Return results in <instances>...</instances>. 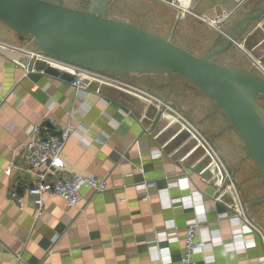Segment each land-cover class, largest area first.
Segmentation results:
<instances>
[{
  "label": "crops",
  "instance_id": "0c3cea01",
  "mask_svg": "<svg viewBox=\"0 0 264 264\" xmlns=\"http://www.w3.org/2000/svg\"><path fill=\"white\" fill-rule=\"evenodd\" d=\"M248 1L209 0L207 10L210 17L220 9L229 17ZM247 25L235 37L260 33L263 44L264 19L251 32ZM34 51L0 44V264H180L189 222L199 224L196 240L205 242L192 255L197 264H260L258 235L230 211L235 193L258 230L260 201L242 174L245 148L225 116L211 112L208 98L209 111L200 115L182 98L193 92L177 83L166 100L127 83L77 95L70 82L41 73L57 69L31 60ZM67 125L72 133L60 174L104 179L108 189H81L76 209L59 197L39 208L27 193L38 179L21 160L26 131L37 126L57 134ZM11 191L21 197V210L8 199Z\"/></svg>",
  "mask_w": 264,
  "mask_h": 264
},
{
  "label": "water",
  "instance_id": "95a60500",
  "mask_svg": "<svg viewBox=\"0 0 264 264\" xmlns=\"http://www.w3.org/2000/svg\"><path fill=\"white\" fill-rule=\"evenodd\" d=\"M56 1L58 4L42 0H0V23L13 31L20 43L26 37L32 39L36 52L97 74L169 75L168 94L173 86L171 75L180 76L225 116L241 139L247 158L264 180V113L257 103L259 97H264V79L213 62L235 44V36L244 25L264 19V3L257 12L241 17L232 25L223 46L196 57L172 42L178 18L170 36L164 39L131 23L106 18L104 0H87L86 12L64 7L65 0ZM259 61L264 67V55ZM43 73L73 81L71 76L52 68H46Z\"/></svg>",
  "mask_w": 264,
  "mask_h": 264
},
{
  "label": "rangeland",
  "instance_id": "374dc122",
  "mask_svg": "<svg viewBox=\"0 0 264 264\" xmlns=\"http://www.w3.org/2000/svg\"><path fill=\"white\" fill-rule=\"evenodd\" d=\"M42 1L58 4L56 0ZM83 1L87 0H65L62 5L75 11L86 12L88 10L89 1ZM112 1L113 0H104L106 18L131 23L147 33L164 39H167L172 32L177 13L180 12L181 9L187 10V13L183 11L184 14L186 13L185 17L181 21H178V27L173 34L172 42L177 47L184 49L196 57L204 55L208 50L211 51L223 46L226 40L223 37H219V34L227 35L229 29L236 21L249 13L257 12L261 7L260 5L264 3L263 1L258 4V0H254L258 3L248 5V3L251 2L249 0L241 9L233 12L229 17H226L225 14H223L224 11L221 9L218 14L210 17L207 10L209 9L207 5V1L209 0H195L191 9L188 8L187 4H181L178 0H114L113 3ZM193 14L198 15L200 20L195 18ZM181 18L182 16L179 15L178 20ZM258 22L248 23L247 31L251 32L252 29H255ZM261 28L264 30V26ZM259 34L260 33H254V36H246L245 40L244 38L240 40L235 37V44L227 52L215 57L213 62L218 65L230 66L250 74L259 75L253 63V60H257L264 55V43L259 46L262 41V37L259 36ZM26 38L27 39H24L20 43L18 36L0 23V44L6 45L9 48H18L20 46L21 48L28 47L34 49L35 46L32 39ZM101 76L103 79L113 81L114 83H127L128 85L143 89L145 93L156 96L157 98H165L171 87L169 75L159 77ZM171 77L173 83L178 84L180 91L186 87L193 92L194 95L191 96V98L187 97V94L186 97H182L183 101L190 99V106L193 104L195 110L198 111L200 115L208 113V101L203 93L183 80L180 76L173 74ZM203 102L205 104L204 109H202ZM257 103L264 113V97H259ZM211 108L212 113L216 112V114H222L214 104H212ZM243 156L247 158L245 149H243ZM242 174L244 180L251 182L252 190L257 192V194H253L257 197L254 201H260L258 207H256V211L259 213L256 224L259 232L264 238V180L248 158L244 160L242 165ZM253 224L256 226L255 223Z\"/></svg>",
  "mask_w": 264,
  "mask_h": 264
},
{
  "label": "built area",
  "instance_id": "2783aa9c",
  "mask_svg": "<svg viewBox=\"0 0 264 264\" xmlns=\"http://www.w3.org/2000/svg\"><path fill=\"white\" fill-rule=\"evenodd\" d=\"M29 56L33 61L44 62L56 68L58 71L71 76L73 81L70 82V85L77 95L82 94L86 96L91 86H113V84H117L121 87L119 83L103 79L101 74L52 59L41 52H36V50L30 53ZM259 59L260 58L253 60L254 68L258 71L259 76L264 79V67ZM160 104H162L166 110L172 111L171 107L167 104L161 102ZM71 133L72 128L70 125L61 129L57 134H50L46 128L37 126L30 127L26 131L28 142L22 147L21 160L23 163V170L27 174L33 175L38 179L37 183L27 190V193L37 199L36 203L39 208L43 206L46 199L59 197L65 201L67 209H76L82 202L80 196L81 189L88 190L93 194H101L108 189L106 180L104 179H98L93 176H83L81 174H71L69 176L60 174V171L64 169L61 155ZM205 144L208 149L207 151L218 161L210 145L206 142ZM41 168L44 172L38 173V170ZM227 179L228 183L226 188L233 194V183L229 177H227ZM146 186L147 188L153 187L152 184H146ZM144 197L146 198V195ZM8 199L19 210L22 209V199L16 191H11L8 195ZM230 211L239 219L242 227L258 235L264 249V238L244 215L243 206H241L235 193ZM198 225L197 222H189L184 226V245L183 254L180 257V264H197L192 259V255L198 251H202L205 247V242L196 240ZM260 264H264V256L260 260Z\"/></svg>",
  "mask_w": 264,
  "mask_h": 264
},
{
  "label": "bare ground",
  "instance_id": "6f19581e",
  "mask_svg": "<svg viewBox=\"0 0 264 264\" xmlns=\"http://www.w3.org/2000/svg\"><path fill=\"white\" fill-rule=\"evenodd\" d=\"M174 1H177V0H174ZM178 2H180L181 4H187V6H188V8H191V5H192V3L194 2V0H178ZM181 9V8H180ZM183 11H186V13H187V10H183V9H181V11L180 12H178V14H177V18L179 17V15H181L182 16V18L179 20V21H181L183 18H184V16H185V14L183 13ZM177 27H178V25H177ZM166 121V120H165ZM167 124V123H166Z\"/></svg>",
  "mask_w": 264,
  "mask_h": 264
},
{
  "label": "flooded vegetation",
  "instance_id": "af4514ba",
  "mask_svg": "<svg viewBox=\"0 0 264 264\" xmlns=\"http://www.w3.org/2000/svg\"><path fill=\"white\" fill-rule=\"evenodd\" d=\"M61 3V2H60ZM178 14V13H177ZM177 17V16H176ZM177 19V18H176ZM176 31V30H175ZM175 33V32H174ZM219 37H223V38H225V40L227 41V37H226V35H223V34H219ZM226 43V42H225Z\"/></svg>",
  "mask_w": 264,
  "mask_h": 264
}]
</instances>
